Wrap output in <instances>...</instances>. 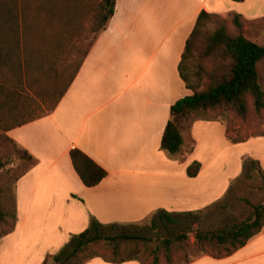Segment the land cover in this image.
Instances as JSON below:
<instances>
[{"label": "crops", "instance_id": "0c3cea01", "mask_svg": "<svg viewBox=\"0 0 264 264\" xmlns=\"http://www.w3.org/2000/svg\"><path fill=\"white\" fill-rule=\"evenodd\" d=\"M235 2L115 0L113 15L96 33L56 107L6 132L33 157L15 185V195L26 202L20 239L32 205L36 216L62 220L60 226L49 222L42 237L31 241L54 252L83 231L91 218L115 225L108 227L113 229L152 219L161 210H197L223 196L229 181L208 173L214 160L203 162L196 144L218 127L227 148L235 147L219 121H190L176 154L161 149L160 140L171 105L192 93L177 66L200 10L224 18L238 13L244 23L262 18L246 20ZM96 8L92 2L91 14ZM63 59L59 57L57 67ZM72 148L107 172L96 186L86 187L78 178L68 154ZM194 161L200 169L189 177L186 168ZM95 261L103 260L93 258L87 264ZM185 264H264V230L228 256L203 255Z\"/></svg>", "mask_w": 264, "mask_h": 264}, {"label": "trees", "instance_id": "16d2710c", "mask_svg": "<svg viewBox=\"0 0 264 264\" xmlns=\"http://www.w3.org/2000/svg\"><path fill=\"white\" fill-rule=\"evenodd\" d=\"M92 2L96 3V14H91ZM114 6L115 0H0V127L3 131L40 118L56 107L96 33L113 15ZM229 17L234 35L228 34L225 18L200 10L185 41L177 71L185 88L192 93L177 99L170 107L160 140V148L169 154L181 150L182 132L191 115L198 111L226 108L244 120L250 109L255 115L264 110V92L257 74V64L264 58V44L243 35L240 14L230 13ZM208 23L213 24V29L206 32ZM86 31L94 36L82 47ZM59 57L64 59L57 67ZM47 101H50L46 107L48 113H39ZM19 152L27 161L33 160L26 150ZM68 154L84 186H96L106 176L107 172L79 149L72 148ZM199 169L200 163L194 161L187 166L186 174L194 177ZM216 205L214 202L202 209L183 212L161 210L151 219V224L175 226L174 238L161 242L167 249L174 240L186 239L193 231L197 250L205 252L206 245L215 251L211 256L216 258L230 255L262 232L264 202L254 205L251 214L243 219L214 230L206 229L201 215ZM4 215L0 209V220ZM193 225H196L194 230ZM114 226L91 218L83 231L70 236L49 264H72L89 245L101 240L144 239L125 232L103 235V229ZM152 264H158L157 255L153 256Z\"/></svg>", "mask_w": 264, "mask_h": 264}, {"label": "rangeland", "instance_id": "374dc122", "mask_svg": "<svg viewBox=\"0 0 264 264\" xmlns=\"http://www.w3.org/2000/svg\"><path fill=\"white\" fill-rule=\"evenodd\" d=\"M248 2L246 1L245 4L242 1L235 2L239 9H243L246 20L257 15H262V18L243 22L242 33L247 39L264 44V0H248ZM229 18L228 14L225 17L227 32L234 35L235 30ZM212 29L213 24L208 23L206 32ZM93 36L94 33L86 31L81 41L82 47H85ZM257 74L258 82L264 92V58L257 64ZM49 105L50 101L44 102V107L39 113H48L46 107ZM196 119L219 121L225 128L227 138L236 144L235 147L227 148L218 127H214L209 132L210 135H206L196 143L198 157L203 162L214 160L208 173L220 175L222 182L229 181L226 192L214 201L217 205L208 208L201 215L202 225L206 229L214 230L249 216L254 205L264 202V110L259 115H255L250 109L244 120L226 108L198 111L191 115L188 125L190 121ZM19 149L22 148L8 139L6 132L0 127V209L5 213L4 218L0 220V264H38V259H41L40 264H49L52 256L59 250L43 251L40 242L31 241L42 237L41 234L49 222L59 223L60 226L62 220L38 217L35 214L37 209L32 205L26 219L24 234L21 239L18 236L26 202L21 201L19 195L18 197L15 195V185L18 178L33 162V160L27 161ZM252 160L254 164L251 163ZM195 228L196 225H193L192 229ZM175 231L174 225H168V228H165L161 222L152 225L151 219L113 229L107 227L103 229L104 236H115L125 232L143 236L144 239L101 240L89 245V248L73 260L72 264H87L93 258L108 263L95 261L88 264H115V262H123L121 260L152 264L154 255L158 256V264H185L197 257L215 254V251H210L206 245L205 252L197 250L196 245L193 244L195 240L193 231L187 234L186 239L174 240L167 249L161 242L167 238L173 239L176 235Z\"/></svg>", "mask_w": 264, "mask_h": 264}]
</instances>
